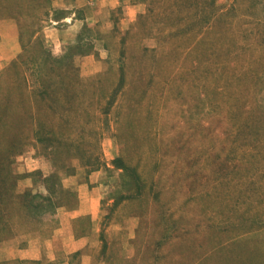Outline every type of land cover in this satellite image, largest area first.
Segmentation results:
<instances>
[{
	"label": "rangeland",
	"instance_id": "1",
	"mask_svg": "<svg viewBox=\"0 0 264 264\" xmlns=\"http://www.w3.org/2000/svg\"><path fill=\"white\" fill-rule=\"evenodd\" d=\"M102 1L0 0V264H264V0Z\"/></svg>",
	"mask_w": 264,
	"mask_h": 264
},
{
	"label": "crops",
	"instance_id": "2",
	"mask_svg": "<svg viewBox=\"0 0 264 264\" xmlns=\"http://www.w3.org/2000/svg\"><path fill=\"white\" fill-rule=\"evenodd\" d=\"M56 1L57 4L53 5V7H55V9H58L59 7L62 10H65L66 12L65 16L61 18H52L51 20H53L54 23L49 26H46L42 33L45 37H47L49 41L53 42V44H56L61 49L60 51H62L64 48L62 43H65L68 40V38L70 40L71 38L75 37L82 30L83 26L87 22L88 23L98 22L101 19H103V17H105L106 7L108 6V4L103 3L102 0H56ZM79 11L83 13V16H80L78 14ZM88 200H90V198L87 199L86 197H83L81 200V206L87 207L85 208L84 211L79 212V214L70 211L69 215L71 217H74L80 214L93 213L94 216H96V213L93 210L94 208H91V206H89ZM65 240H67V238L63 236L53 237V241H54L53 243L56 245L57 248L59 247L58 245L60 246L62 245L58 249L64 248L63 246L67 244ZM74 242H76L75 244H77L76 247L73 245ZM86 245H87V237L86 239L85 237L78 239L75 238V234L73 233V231L69 233V246H71V248H69V252L76 251L80 248H83ZM17 255L23 258L41 257L40 253L33 252V250H31L30 248L21 249L19 254Z\"/></svg>",
	"mask_w": 264,
	"mask_h": 264
},
{
	"label": "trees",
	"instance_id": "3",
	"mask_svg": "<svg viewBox=\"0 0 264 264\" xmlns=\"http://www.w3.org/2000/svg\"><path fill=\"white\" fill-rule=\"evenodd\" d=\"M28 88H30L29 85H27ZM35 93L36 91L33 90L32 88L30 89H26V91L24 92V97H23V100L24 102H26V100H28V102L24 103V107H25V110L23 109L24 113H26V116L24 115H21L20 116V120L24 121L25 123L27 124H32L33 126H35L36 124H34L35 122L37 123V116L38 114H36V97H35ZM2 94V93H1ZM28 96V97H26ZM54 105V104H52ZM0 107H2V105H0ZM1 110V109H0ZM5 114L1 113L0 114V120L3 119V116ZM36 120V121H34ZM6 125L8 126L9 129H11L15 123L13 122H9L8 120L6 121ZM35 131H36V128H35ZM39 131V130H38Z\"/></svg>",
	"mask_w": 264,
	"mask_h": 264
}]
</instances>
